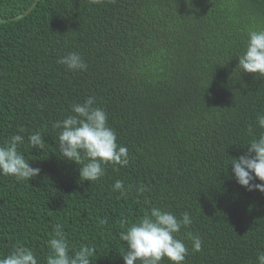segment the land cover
Instances as JSON below:
<instances>
[{
  "label": "trees",
  "instance_id": "1",
  "mask_svg": "<svg viewBox=\"0 0 264 264\" xmlns=\"http://www.w3.org/2000/svg\"><path fill=\"white\" fill-rule=\"evenodd\" d=\"M104 2L0 0V146L22 135L18 151L40 169L29 181L0 175V258L22 245L47 264L60 224L69 255L90 246L91 264H124L119 234L155 207L190 214L176 234L184 264H257L264 192L238 184L230 163L264 133V76L238 66L249 32L264 30V0ZM70 52L85 71L58 63ZM88 97L128 150L127 166L103 164L91 182L80 177L88 159L63 158L53 128ZM36 132L43 150L28 141Z\"/></svg>",
  "mask_w": 264,
  "mask_h": 264
},
{
  "label": "clouds",
  "instance_id": "2",
  "mask_svg": "<svg viewBox=\"0 0 264 264\" xmlns=\"http://www.w3.org/2000/svg\"><path fill=\"white\" fill-rule=\"evenodd\" d=\"M118 1L105 0L104 6L111 8ZM238 58V66L242 72L264 76V30L249 32L246 50ZM58 63L73 71L87 69L86 62L76 52L59 58ZM94 103L95 98L88 97L83 104L72 105L71 111L74 115L53 124V128L60 129L58 150L63 158L79 165L82 163L83 152L88 159L89 162L80 167V177L90 182L104 175L103 164L128 165L127 148L117 144V135L107 124L106 112L102 108L93 107ZM257 122L264 129V115L258 114ZM23 141L24 137L16 134L10 138L7 146H0V175L15 176L17 180L27 181L39 175L40 169L31 167L29 161L18 151V145ZM28 141L33 148L44 149L45 141L39 132L31 134ZM248 145L250 147L247 154L231 160L232 172L241 186L249 191L264 192V183H254L257 179L264 182V133L253 138ZM113 190L124 195L123 182L117 180ZM144 191L146 189L143 187L138 189L139 193ZM191 222L188 212H184L182 218L178 219L170 212L152 208L139 222L119 234L120 240L127 244V251L121 254L124 264H137V261L141 264H160L165 257L171 264H184L188 249L176 234L182 227L187 228ZM101 223L106 221L101 220ZM53 233V238L48 242L52 251L47 258V264H91V257L96 252L94 247L82 246L73 255H69V244L63 226L55 225ZM188 236L193 242V250L200 251L201 239L191 233ZM0 264H38V260L32 250L17 245L9 255L0 258ZM257 264H264V251L258 252Z\"/></svg>",
  "mask_w": 264,
  "mask_h": 264
}]
</instances>
